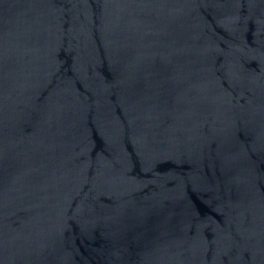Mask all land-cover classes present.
<instances>
[{
  "label": "water",
  "instance_id": "95a60500",
  "mask_svg": "<svg viewBox=\"0 0 264 264\" xmlns=\"http://www.w3.org/2000/svg\"><path fill=\"white\" fill-rule=\"evenodd\" d=\"M0 264H264V0H0Z\"/></svg>",
  "mask_w": 264,
  "mask_h": 264
}]
</instances>
